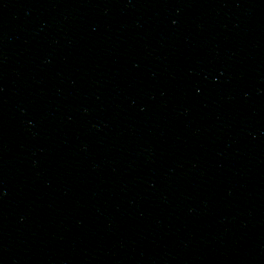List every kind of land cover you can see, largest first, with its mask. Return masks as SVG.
<instances>
[{"label":"water","instance_id":"95a60500","mask_svg":"<svg viewBox=\"0 0 264 264\" xmlns=\"http://www.w3.org/2000/svg\"><path fill=\"white\" fill-rule=\"evenodd\" d=\"M38 0H0V15Z\"/></svg>","mask_w":264,"mask_h":264}]
</instances>
